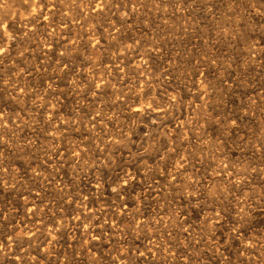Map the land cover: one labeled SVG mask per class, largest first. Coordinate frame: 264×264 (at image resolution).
<instances>
[{"label": "rangeland", "instance_id": "374dc122", "mask_svg": "<svg viewBox=\"0 0 264 264\" xmlns=\"http://www.w3.org/2000/svg\"><path fill=\"white\" fill-rule=\"evenodd\" d=\"M0 264H264V0H0Z\"/></svg>", "mask_w": 264, "mask_h": 264}, {"label": "bare ground", "instance_id": "6f19581e", "mask_svg": "<svg viewBox=\"0 0 264 264\" xmlns=\"http://www.w3.org/2000/svg\"><path fill=\"white\" fill-rule=\"evenodd\" d=\"M27 7V6H26ZM95 7V6H94ZM33 9V8H32ZM18 32V31H17ZM54 56V55H53ZM69 171V170H68ZM90 190V189H89ZM34 204V203H33ZM125 209H127V208H125ZM14 240V239H13ZM248 247V246H247ZM44 255V254H43Z\"/></svg>", "mask_w": 264, "mask_h": 264}]
</instances>
